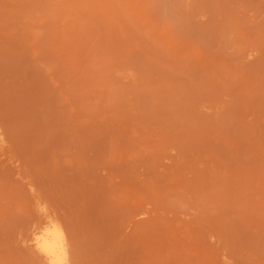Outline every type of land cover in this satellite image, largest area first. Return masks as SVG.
Returning <instances> with one entry per match:
<instances>
[{
	"label": "rangeland",
	"instance_id": "rangeland-1",
	"mask_svg": "<svg viewBox=\"0 0 264 264\" xmlns=\"http://www.w3.org/2000/svg\"><path fill=\"white\" fill-rule=\"evenodd\" d=\"M43 213L81 264H264V0H0V264Z\"/></svg>",
	"mask_w": 264,
	"mask_h": 264
},
{
	"label": "bare ground",
	"instance_id": "bare-ground-1",
	"mask_svg": "<svg viewBox=\"0 0 264 264\" xmlns=\"http://www.w3.org/2000/svg\"><path fill=\"white\" fill-rule=\"evenodd\" d=\"M142 221L139 219L138 223ZM26 241L44 264H81L73 254L67 228L54 216L43 213Z\"/></svg>",
	"mask_w": 264,
	"mask_h": 264
}]
</instances>
